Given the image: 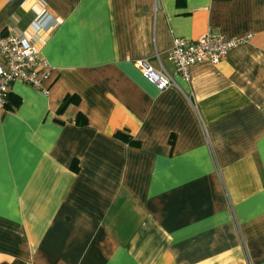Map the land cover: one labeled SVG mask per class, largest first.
Here are the masks:
<instances>
[{"label": "crops", "instance_id": "crops-1", "mask_svg": "<svg viewBox=\"0 0 264 264\" xmlns=\"http://www.w3.org/2000/svg\"><path fill=\"white\" fill-rule=\"evenodd\" d=\"M42 11L47 92L0 104V264H264V0H0V36ZM209 29L248 39L185 80L173 40Z\"/></svg>", "mask_w": 264, "mask_h": 264}, {"label": "built area", "instance_id": "built-area-1", "mask_svg": "<svg viewBox=\"0 0 264 264\" xmlns=\"http://www.w3.org/2000/svg\"><path fill=\"white\" fill-rule=\"evenodd\" d=\"M57 25L58 20L52 14L42 11L25 31L0 36V104H5L9 86L16 79L47 92L42 82L51 66L41 56L38 46ZM247 39L248 36L227 37L209 29L195 40L175 38L168 58L175 71L188 80L192 65L205 62L215 64L232 48L246 43ZM136 64L158 89L163 90L172 85L173 80L168 74L155 71L146 60L136 61Z\"/></svg>", "mask_w": 264, "mask_h": 264}, {"label": "trees", "instance_id": "trees-1", "mask_svg": "<svg viewBox=\"0 0 264 264\" xmlns=\"http://www.w3.org/2000/svg\"><path fill=\"white\" fill-rule=\"evenodd\" d=\"M73 99V96H67L64 98L62 104L60 105L58 111H63L64 108L67 106V104L70 102V100ZM19 104V100L18 99H15L13 97H10L7 95L6 97V102H5V107L8 108V109H14L16 106H18ZM76 120L77 122L79 123H86V118L84 116H82L80 113H77V116H76ZM115 136L119 139H122L123 141H126L127 143L129 144H136V142H134L131 137L127 134V133H123V132H116L115 133Z\"/></svg>", "mask_w": 264, "mask_h": 264}]
</instances>
